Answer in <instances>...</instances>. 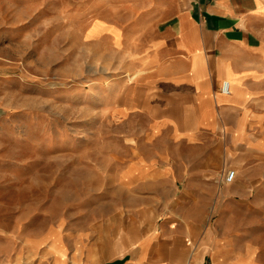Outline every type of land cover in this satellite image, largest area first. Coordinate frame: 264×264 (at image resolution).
<instances>
[{"label":"crops","instance_id":"crops-1","mask_svg":"<svg viewBox=\"0 0 264 264\" xmlns=\"http://www.w3.org/2000/svg\"><path fill=\"white\" fill-rule=\"evenodd\" d=\"M90 1L131 64L125 110L168 141L138 160L142 174L181 186L148 191L99 263L77 248L72 264H264V0ZM19 258L1 245L0 264Z\"/></svg>","mask_w":264,"mask_h":264},{"label":"rangeland","instance_id":"rangeland-1","mask_svg":"<svg viewBox=\"0 0 264 264\" xmlns=\"http://www.w3.org/2000/svg\"><path fill=\"white\" fill-rule=\"evenodd\" d=\"M92 7L0 0V248L19 264H48L51 250L72 264L77 248L99 263L132 206L181 186L142 174L138 160L168 141L125 110L131 64Z\"/></svg>","mask_w":264,"mask_h":264},{"label":"built area","instance_id":"built-area-1","mask_svg":"<svg viewBox=\"0 0 264 264\" xmlns=\"http://www.w3.org/2000/svg\"><path fill=\"white\" fill-rule=\"evenodd\" d=\"M221 91L223 93H228L229 92V82L227 80H223L222 84H221ZM236 171L234 169H229L226 172V176H225V180L230 182L233 180V178L235 177Z\"/></svg>","mask_w":264,"mask_h":264}]
</instances>
